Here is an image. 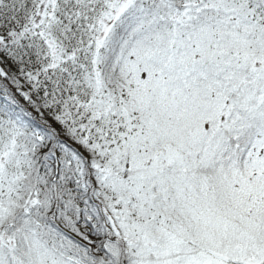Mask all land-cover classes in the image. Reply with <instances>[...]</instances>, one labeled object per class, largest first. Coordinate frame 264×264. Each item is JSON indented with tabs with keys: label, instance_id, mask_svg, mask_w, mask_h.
Returning a JSON list of instances; mask_svg holds the SVG:
<instances>
[{
	"label": "snow or ice",
	"instance_id": "6c2138e0",
	"mask_svg": "<svg viewBox=\"0 0 264 264\" xmlns=\"http://www.w3.org/2000/svg\"><path fill=\"white\" fill-rule=\"evenodd\" d=\"M0 264H264V0H0Z\"/></svg>",
	"mask_w": 264,
	"mask_h": 264
}]
</instances>
